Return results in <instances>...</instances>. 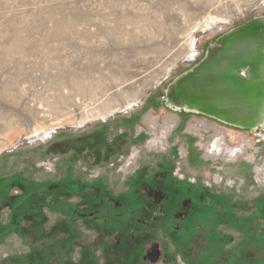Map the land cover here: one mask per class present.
<instances>
[{
	"label": "rangeland",
	"instance_id": "obj_1",
	"mask_svg": "<svg viewBox=\"0 0 264 264\" xmlns=\"http://www.w3.org/2000/svg\"><path fill=\"white\" fill-rule=\"evenodd\" d=\"M262 16L264 0H0V264H150L155 243L152 264H264V127L186 113L175 86ZM144 201L172 218L126 222Z\"/></svg>",
	"mask_w": 264,
	"mask_h": 264
},
{
	"label": "bare ground",
	"instance_id": "obj_2",
	"mask_svg": "<svg viewBox=\"0 0 264 264\" xmlns=\"http://www.w3.org/2000/svg\"><path fill=\"white\" fill-rule=\"evenodd\" d=\"M244 25L220 37L177 87L186 113L254 131L264 127V16Z\"/></svg>",
	"mask_w": 264,
	"mask_h": 264
},
{
	"label": "flooded vegetation",
	"instance_id": "obj_3",
	"mask_svg": "<svg viewBox=\"0 0 264 264\" xmlns=\"http://www.w3.org/2000/svg\"><path fill=\"white\" fill-rule=\"evenodd\" d=\"M183 186L186 188V191H187L188 194L191 192V190L192 191L193 190H195V191H198L199 190L198 193L201 192V190L199 189V187H196V188L193 189L189 185H183ZM152 192L153 191H147L146 193L149 196V195H152ZM125 198H127V197L125 196ZM180 203H181L180 204L181 206H179V208L177 209V212L176 213H177V215L178 214H181L182 217L186 218L187 215H188L187 212L190 210V206L192 205L191 200L189 201L188 198H185L184 200H181ZM164 208H165L164 205L160 208L159 205L152 204V202H150V201L149 202L144 201L141 205H138L137 207L131 208L129 210H127L126 207H123L121 210H125V212H129L128 220L126 222L129 223L130 220H131L130 219L131 217L137 218V215H139V216H142L143 217L142 220L139 219V223L148 226V225H151L150 222H152L153 224L157 225L158 222H160V220H163L166 217H171V215L169 214V210L164 209ZM159 210L162 211V214L159 217H157L155 219L146 218L148 214H152L153 215L155 212H158ZM75 211H76L75 212L76 215L78 213L79 216H81L82 213L80 211H77V209H75ZM102 211H103V206L100 207L97 210V212L91 213V216H94L96 214L98 217L104 219V214L101 213ZM161 211H159V212H161ZM71 212L73 213L72 215L74 217V209H71ZM120 215L122 216V214H120ZM120 215H119V217H120ZM172 216L174 217V215H172ZM75 217H78V216H75ZM153 217H155V215ZM133 220H136V219H133ZM10 223H14L13 213H12L11 216H9L7 218V222H6L5 228L3 230H0V244H1V242L3 243V240L6 237V235H5L6 233L5 232L9 229ZM116 228H117V230L120 229V227L119 228L116 227ZM106 248H107L106 243H104L102 249L104 250ZM50 253H53L52 255H54L56 259H59V262L63 261V259L65 257V254H63L64 252L61 251V248L59 246H56V247L52 248L51 251H50ZM135 253H136V251H134V255H135ZM131 255H133V254L131 253ZM160 256H161L160 246H159V244L155 243V244L152 245V247L150 248V250L146 252L145 255L140 256V260H142L144 262L147 261L150 264H152V263H154L155 260L156 261L159 260L160 259ZM135 257H137V256H135ZM17 262H18V264H21V258L18 259ZM32 263H35V258L32 259ZM164 263L168 264L169 262L168 261H164ZM59 264H61V263H59ZM68 264H83V262H79V260L73 261L71 259V260L68 261Z\"/></svg>",
	"mask_w": 264,
	"mask_h": 264
},
{
	"label": "built area",
	"instance_id": "obj_4",
	"mask_svg": "<svg viewBox=\"0 0 264 264\" xmlns=\"http://www.w3.org/2000/svg\"><path fill=\"white\" fill-rule=\"evenodd\" d=\"M215 152H217V148L215 146L209 149L210 154H215ZM175 176L180 178L181 180L185 179V177L180 173V171H176ZM254 182L259 186L264 185V158L255 166Z\"/></svg>",
	"mask_w": 264,
	"mask_h": 264
},
{
	"label": "water",
	"instance_id": "obj_5",
	"mask_svg": "<svg viewBox=\"0 0 264 264\" xmlns=\"http://www.w3.org/2000/svg\"><path fill=\"white\" fill-rule=\"evenodd\" d=\"M250 22H251V21L247 22V25H248ZM244 26H245V25L239 26L238 28H235L234 30H238L239 28L244 27ZM234 30H233V31H234ZM218 40H219V39H218ZM218 40H217V42H216V45L218 44ZM209 49H210V48H209ZM209 49H208V51L206 52L204 58L207 57V55H208V53H209ZM204 58H203V59H204ZM203 59H202V60H203ZM199 66H200V65H199ZM197 67H198V66H195V67L193 68L192 72L195 71ZM187 73H188V74H187ZM187 73H186V75H184V77L187 76V75H189L191 72L189 71V72H187ZM180 78H181V77H180ZM182 78H183V76H182ZM178 81H179V79H178V80L176 81V83H175V86H176V89H177V90H178V87H177V83H178ZM177 92L179 93V90H178ZM179 95H180V93H179ZM178 99H179V98H178ZM180 100H181V102H182V103H181V104H182L181 106L184 107V106H185V101H184L185 99H183V98L181 97V95H180ZM215 120L219 121L218 119H215ZM219 122H220V121H219ZM259 129H260V127H258L256 130H259ZM246 130H251V129H250V128H246Z\"/></svg>",
	"mask_w": 264,
	"mask_h": 264
},
{
	"label": "trees",
	"instance_id": "obj_6",
	"mask_svg": "<svg viewBox=\"0 0 264 264\" xmlns=\"http://www.w3.org/2000/svg\"><path fill=\"white\" fill-rule=\"evenodd\" d=\"M175 100H177V101H178L179 99H178V98H176Z\"/></svg>",
	"mask_w": 264,
	"mask_h": 264
}]
</instances>
